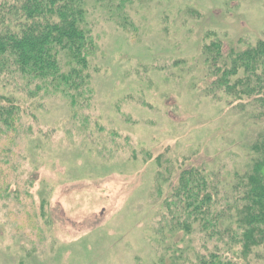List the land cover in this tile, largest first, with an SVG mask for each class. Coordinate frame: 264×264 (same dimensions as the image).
I'll list each match as a JSON object with an SVG mask.
<instances>
[{
  "label": "rangeland",
  "instance_id": "1",
  "mask_svg": "<svg viewBox=\"0 0 264 264\" xmlns=\"http://www.w3.org/2000/svg\"><path fill=\"white\" fill-rule=\"evenodd\" d=\"M88 22L90 86L50 98L40 134L0 135V264H159L194 241L162 230L166 169L250 159L248 124L200 93L195 64L208 34L225 50L263 39L264 0H128Z\"/></svg>",
  "mask_w": 264,
  "mask_h": 264
},
{
  "label": "trees",
  "instance_id": "2",
  "mask_svg": "<svg viewBox=\"0 0 264 264\" xmlns=\"http://www.w3.org/2000/svg\"><path fill=\"white\" fill-rule=\"evenodd\" d=\"M127 1L0 0V135L40 134L38 110L50 98L79 100L80 89L90 86L95 48L91 8ZM195 67L197 83L205 85L200 93L221 97L248 124L250 159L228 175L226 165H185L184 157L178 169H166L176 184L165 194L161 217L169 226L162 230L173 240L182 234L194 241L174 253L164 250L159 264H256L264 248V38L225 50L208 34Z\"/></svg>",
  "mask_w": 264,
  "mask_h": 264
}]
</instances>
